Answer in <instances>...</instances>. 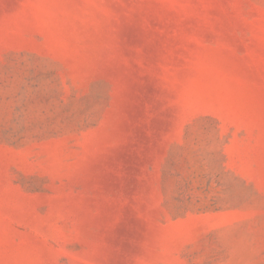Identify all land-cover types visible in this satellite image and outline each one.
<instances>
[{
	"label": "rangeland",
	"instance_id": "obj_1",
	"mask_svg": "<svg viewBox=\"0 0 264 264\" xmlns=\"http://www.w3.org/2000/svg\"><path fill=\"white\" fill-rule=\"evenodd\" d=\"M0 264H264V0H0Z\"/></svg>",
	"mask_w": 264,
	"mask_h": 264
}]
</instances>
